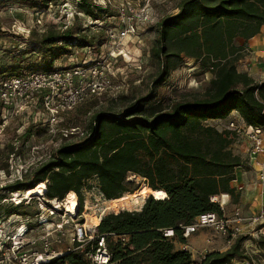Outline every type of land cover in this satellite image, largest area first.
Returning a JSON list of instances; mask_svg holds the SVG:
<instances>
[{
  "label": "trees",
  "instance_id": "obj_1",
  "mask_svg": "<svg viewBox=\"0 0 264 264\" xmlns=\"http://www.w3.org/2000/svg\"><path fill=\"white\" fill-rule=\"evenodd\" d=\"M30 7L45 8L51 0H21ZM92 20H103L99 29L88 32L73 22L66 27L32 28L27 45L0 67V79L30 72L49 71L61 57L86 48L98 49L106 41V17L116 13L97 0H74ZM176 11L155 21L156 36L150 54L157 63L155 85L175 70L183 57L192 58L212 76L197 97L178 99L168 105L151 102L153 93L140 96L121 111L101 110L91 115L83 137L60 143L23 177L0 186V222L13 216L31 220L38 209L21 199L11 202L7 193L26 191L43 182L44 200L58 201L69 193L77 196L75 218L83 210L85 191L95 182L105 199H116L136 188L134 175L143 182L139 209H120L101 215L95 233L103 235L111 264H195L186 248L181 224L205 211L221 213L213 195L229 194L237 202L239 191L232 185L236 169L248 168V159L234 152L237 132L211 122L236 116L245 125L264 128V79L257 80L237 63L246 42L264 25V0H178ZM76 18V16H75ZM96 26V24H93ZM242 39V43H237ZM74 62L70 63L73 64ZM233 113H236L233 114ZM29 127L15 137L23 146ZM8 157L17 152L8 144ZM7 163L0 169H6ZM146 188V189H144ZM17 222L16 220H14ZM29 222V221H28ZM172 228L174 235H163ZM264 233V227L261 228ZM125 236L126 240H121ZM247 234H238L224 250L205 254L199 264H230L236 256L250 258L242 247ZM264 252V234L251 238ZM96 244V240H93ZM38 264H90L79 250L72 249Z\"/></svg>",
  "mask_w": 264,
  "mask_h": 264
},
{
  "label": "rangeland",
  "instance_id": "obj_2",
  "mask_svg": "<svg viewBox=\"0 0 264 264\" xmlns=\"http://www.w3.org/2000/svg\"><path fill=\"white\" fill-rule=\"evenodd\" d=\"M97 1L113 8V10L118 3V0ZM142 1L148 3L152 13L146 20L136 23L132 34L116 40L117 47L111 50L112 53L108 60V67L111 72L110 81L113 86L110 90L90 97L66 113H60L58 122L52 128L48 126L46 122L47 113L41 108L39 102H31L27 107L14 111L0 109V166L7 163L6 169H0V186L15 178L23 177L27 170L38 164L39 161L45 160L60 143L75 141L83 137V134H76V132L82 130L84 134L87 133L91 115L94 112L101 110L121 111L128 103L134 102L140 96H145L151 92L153 96L150 101L159 102L165 106L174 100L197 97L204 91L212 74L202 71L198 63L188 57H183L182 63L175 70L170 71L162 83L155 85L154 80L157 77L158 68L155 58L150 54V48L156 36L154 23L157 17L175 12L178 0ZM72 22L76 26L85 28L88 32L99 29V25H93L91 19L76 8L74 0H51L45 8L30 7L21 0H0V67L3 68L9 63L11 56L17 51L31 48V45H27V35L30 29L42 30L47 26L64 27ZM106 22L108 27L114 24L119 25L116 17H106ZM107 30L108 28L106 33ZM108 50H110L109 44L101 46L99 49L86 48L78 54L76 60L83 57L90 59L100 51L107 52ZM246 54L247 50L244 51V55ZM72 58L70 57L69 60L68 57H61L57 61V65L67 66L69 62H72ZM233 114L236 115V113ZM208 122L213 123L218 128H224L227 127L228 120L221 119ZM26 127H29L30 133L24 145L20 147L15 137L20 135ZM73 128L75 130L72 134L62 135L65 129L72 130ZM11 141H14V146H17V152L7 159L8 144ZM248 143L245 135L237 133L231 147L234 152L245 157L248 154ZM128 178L135 180L134 186L138 188L132 193H126L119 198L110 200L105 199L98 192L95 182L92 181V188L84 193L81 214L76 218L73 217V220L63 226L61 244H57V246L64 248L71 243L70 238L74 225L79 222L91 228L99 222V217L106 212H116L120 209H139L150 191L144 195H138L140 191H143L142 179L134 175ZM19 194L18 199H24L25 203H28V208L32 210L38 209L41 202H44L42 194L32 192L27 197H25L24 191H20ZM73 195L78 204L76 194L73 193ZM5 196H7L5 200H10L12 193H7ZM67 196L53 204L59 210V215L69 212L65 203ZM11 202L13 201L11 200ZM46 204L51 205V202ZM231 209L230 205H224L226 213L230 212ZM76 213L75 208L71 214ZM12 219L26 223V226H36L33 223L34 218L31 220L23 215L16 217L12 215L9 220ZM60 219L61 216L52 218V223L47 225L52 227L55 222H60ZM92 230H95V227ZM8 231L9 229L6 230V233ZM32 234L34 232L28 233V235ZM242 234H247V239L242 242V247L254 259V264H264V252L256 251L251 240V238L258 237L260 233L246 232ZM194 235H199L202 238L201 244L195 246L189 242V244L186 243V249L190 252L191 260L195 264H199L208 252L228 248L237 236L220 234L217 230L210 228L200 229ZM176 243L175 247L179 248L178 242ZM243 259L245 258L236 256L230 264H240Z\"/></svg>",
  "mask_w": 264,
  "mask_h": 264
},
{
  "label": "built area",
  "instance_id": "obj_3",
  "mask_svg": "<svg viewBox=\"0 0 264 264\" xmlns=\"http://www.w3.org/2000/svg\"><path fill=\"white\" fill-rule=\"evenodd\" d=\"M115 11V15L107 17H116L119 25L114 24L108 27L106 41L101 45L103 47L109 44L110 50L100 51L90 59L83 57L80 60H76L74 54L77 50H75L74 54L68 56L69 60L73 57L71 60L73 64L69 62L67 66L49 71H36L0 79V109L14 111L27 107L31 102H39L41 108L47 113L46 122L52 128L58 122L60 113H66L90 97L110 90L113 86L110 81L108 60L111 50L117 47L116 40L132 34L136 23L146 20L152 13L148 3L142 0H118ZM159 18L157 17L156 20ZM91 22L101 25L104 21L96 19ZM227 128L245 135L249 142V160L257 165L258 178L262 181L264 179L263 128L245 125L236 116L228 119ZM74 130V128L65 129L62 135L72 134ZM76 134L81 135L83 131L79 130ZM258 156L260 160L257 159ZM27 191H24L25 197L28 195ZM19 195L18 191L12 192L10 200L18 203L21 200L18 199ZM210 199L218 202L222 212L205 211L195 216L189 223L181 224L183 237L188 238L203 228L215 229L220 234L230 236L246 232L263 233L261 228L264 227V205L248 214L244 213L239 206H234L229 213H226L224 210L226 201L218 200L216 195L211 196ZM49 202L51 205L46 204ZM55 202L57 203L58 200L45 199L41 202L34 216L33 223L36 226H26V223L15 222L13 219L0 222V264H38L72 249L82 252L90 264H111L104 236L96 234L95 230H92L94 226L90 228L81 222L75 224L70 238L71 243L64 248L57 246L61 244L63 226L73 220L76 214L66 212L59 215V210L53 205ZM58 216H61L60 222H53L54 226L49 227L47 224L52 223L51 219ZM29 232L34 234L28 235ZM163 235L173 236V229L164 228ZM93 240H96V244L92 243ZM121 240H126V237L121 236ZM240 264H254V259L245 258Z\"/></svg>",
  "mask_w": 264,
  "mask_h": 264
},
{
  "label": "crops",
  "instance_id": "obj_4",
  "mask_svg": "<svg viewBox=\"0 0 264 264\" xmlns=\"http://www.w3.org/2000/svg\"><path fill=\"white\" fill-rule=\"evenodd\" d=\"M242 42L243 40L239 39L237 43L240 44ZM244 43L246 45L247 54L239 60V62L237 63V69L239 71L248 72L257 80H263L264 25L261 27L260 31L257 34L249 38ZM246 155L247 156L245 157L248 159V168L243 169L242 167H238L236 169V178L232 181V185L237 191H239L238 201L232 202L230 195L226 193L227 196L225 205H230L231 208H233L234 206H239L244 213L248 214L264 205V179L262 181L259 180L257 165L249 160L248 154ZM257 159L260 160L261 158L257 157ZM95 225L96 224H94V227ZM194 234L189 236L191 237L190 240H188L189 237L187 238V244H189V242L193 243L195 246L201 244L202 238L199 235ZM187 244L178 243V247L180 248L181 246V248H186ZM257 250L258 249L256 248V251Z\"/></svg>",
  "mask_w": 264,
  "mask_h": 264
},
{
  "label": "bare ground",
  "instance_id": "obj_5",
  "mask_svg": "<svg viewBox=\"0 0 264 264\" xmlns=\"http://www.w3.org/2000/svg\"><path fill=\"white\" fill-rule=\"evenodd\" d=\"M44 188H45L44 183L40 182L34 188L29 189L27 191V194L32 193V192L36 193V194H41L43 192ZM67 195L68 196H67L66 202H65L66 203V207H67V210L70 213L71 212L73 213L75 211L76 206H77V202H76V199H75V197H74L72 192H69ZM226 196H227L226 194H222V195L217 196V197H218V200H221L222 202H225Z\"/></svg>",
  "mask_w": 264,
  "mask_h": 264
},
{
  "label": "water",
  "instance_id": "obj_6",
  "mask_svg": "<svg viewBox=\"0 0 264 264\" xmlns=\"http://www.w3.org/2000/svg\"><path fill=\"white\" fill-rule=\"evenodd\" d=\"M151 194V193H150Z\"/></svg>",
  "mask_w": 264,
  "mask_h": 264
}]
</instances>
